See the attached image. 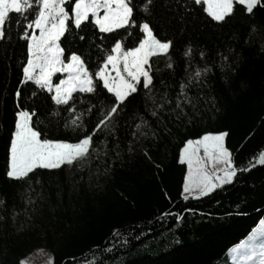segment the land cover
<instances>
[{"label": "trees", "instance_id": "16d2710c", "mask_svg": "<svg viewBox=\"0 0 264 264\" xmlns=\"http://www.w3.org/2000/svg\"><path fill=\"white\" fill-rule=\"evenodd\" d=\"M144 3L133 0L137 25L127 30L101 33L89 22L81 29L70 24L60 41L65 57L76 51L94 73L114 39L136 46L143 38L138 25L147 21L158 38L172 41V67L166 56L151 58V91L137 85L93 135L87 160L38 167L23 179L7 176L16 112L34 111L42 138L75 142L93 133L115 100L99 77L95 92L78 90L60 105L53 92L25 81L23 33L39 30L27 28L34 13L27 19L10 14L0 39V264H20L37 248L56 253L57 230L64 255L59 264H235L231 250L247 244L264 220V165L238 172L205 196L184 199L188 167L180 159L186 141L206 132L227 133L239 168L264 150V0L251 14L234 3L219 22L195 0H152L148 12ZM189 47L191 56H185ZM197 67L210 70L189 82ZM181 83L187 84L183 94ZM153 97L163 104L157 115ZM79 113L83 127L74 128ZM141 119L146 123L137 128Z\"/></svg>", "mask_w": 264, "mask_h": 264}, {"label": "snow or ice", "instance_id": "6c2138e0", "mask_svg": "<svg viewBox=\"0 0 264 264\" xmlns=\"http://www.w3.org/2000/svg\"><path fill=\"white\" fill-rule=\"evenodd\" d=\"M152 0H145L143 10L149 11ZM234 2L246 7L248 13L261 3V0H195L202 4L203 10L215 21H224L233 13ZM38 5L34 9L33 5ZM66 4L69 6L66 7ZM70 8V11H69ZM29 13H34V19L27 23V28L39 30V34L27 30L23 35L27 38V63L23 68L24 80L33 81L40 89L53 92L51 97L57 105L68 104L73 99V93H93L96 91L99 77L103 87L114 95L115 102L104 112L96 124L93 133L84 134L75 142L61 139L42 138V133L33 126L34 111L20 109L16 112L15 131L12 133L7 176L23 179L36 168L57 169L63 165L71 166L87 160L93 146V135L106 122H110L119 106L131 93L137 91V85L151 91L153 81L151 58L166 56L171 68L169 50L172 41L158 38L147 21L138 25L143 38L133 47H125L122 39H114L111 47L105 50L102 62L97 70L90 72L85 59L76 51H71L70 58L65 57V49L61 46V37L70 30V24L81 29L85 22L93 24L101 33H114L137 25L134 18L133 0H0V39L6 35V26L12 20L10 14L27 19ZM19 23V19L16 21ZM81 40L84 37H80ZM189 47L184 55L191 56ZM204 55L203 52L200 53ZM226 60L227 57H222ZM67 60V62H66ZM209 68L197 67L189 76V82L199 80ZM56 73H67L59 83H53ZM114 73V75H113ZM187 84L181 83V93L185 92ZM19 91L17 96H19ZM167 94H165L166 96ZM153 115L163 104H155ZM185 99L187 97L185 96ZM170 102V101H165ZM190 102V101H189ZM179 106V98H177ZM74 111V109H73ZM90 111V109H89ZM83 113L71 120V126L83 127ZM146 121L141 119L136 125L140 128ZM67 126V125H66ZM135 135V133H133ZM226 132H206L197 139H189L181 149V162H186L188 173L184 181V199L190 196L198 198L211 193L214 189L230 183L240 171H247L256 164L264 165V150L258 152L248 168L235 165L231 151L225 146ZM203 150V155L200 154ZM254 161V162H253ZM222 173V175L220 174ZM2 203V201H0ZM117 235L119 233L117 232ZM257 235L261 237L256 242ZM235 264H264V220L253 230L249 242L236 246L231 250ZM20 264H27L22 260ZM49 264H52L51 259Z\"/></svg>", "mask_w": 264, "mask_h": 264}, {"label": "rangeland", "instance_id": "374dc122", "mask_svg": "<svg viewBox=\"0 0 264 264\" xmlns=\"http://www.w3.org/2000/svg\"><path fill=\"white\" fill-rule=\"evenodd\" d=\"M35 32H36L37 35L39 34V31L35 30ZM58 74H61V76L58 77ZM67 75H68L67 73H56L53 76V83L54 84L55 83H59V80L60 79H64ZM113 75H114V73H113ZM53 93H54V91H53ZM225 139H226V137H225ZM225 146H226V141H225ZM200 154L203 155V150H201ZM220 174L222 175V173H220ZM57 231H58L57 234H55L56 239H57L56 240L57 241L56 253H53L52 251H50L47 248H37L29 256L24 258L23 260L26 261L27 264H49V260L51 259L52 264H59L60 260L62 259V257L64 255L62 254L63 253V248H62V245H61L62 231L61 230H57ZM258 237H259V235H257V238ZM76 242H77V240H75V241L73 240L74 244ZM247 243H248V241H247ZM75 254L78 255V254H81V252L74 253V256H76ZM67 256H71V255H66V257ZM234 263H235V261H234Z\"/></svg>", "mask_w": 264, "mask_h": 264}, {"label": "crops", "instance_id": "0c3cea01", "mask_svg": "<svg viewBox=\"0 0 264 264\" xmlns=\"http://www.w3.org/2000/svg\"><path fill=\"white\" fill-rule=\"evenodd\" d=\"M187 173H188V171H187ZM239 245V244H238Z\"/></svg>", "mask_w": 264, "mask_h": 264}]
</instances>
